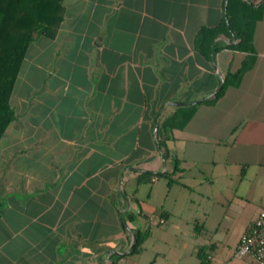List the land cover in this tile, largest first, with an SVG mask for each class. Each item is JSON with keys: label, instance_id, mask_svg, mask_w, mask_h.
Masks as SVG:
<instances>
[{"label": "crops", "instance_id": "crops-1", "mask_svg": "<svg viewBox=\"0 0 264 264\" xmlns=\"http://www.w3.org/2000/svg\"><path fill=\"white\" fill-rule=\"evenodd\" d=\"M227 1L62 0L9 98L0 264H255L234 250L264 204V9L240 49Z\"/></svg>", "mask_w": 264, "mask_h": 264}, {"label": "trees", "instance_id": "trees-1", "mask_svg": "<svg viewBox=\"0 0 264 264\" xmlns=\"http://www.w3.org/2000/svg\"><path fill=\"white\" fill-rule=\"evenodd\" d=\"M263 9L264 0L253 9L255 16L247 19L240 17L239 21H235L230 15L231 5L228 0L226 17L215 33L220 30L232 33L237 40L233 47L252 49L253 22L258 17L257 12ZM62 10V0H0V139L14 119L9 98L28 46L36 36L52 37L55 34L62 19ZM200 34L201 31L197 36V42ZM250 65L251 59L245 60L235 72L226 74L213 98L218 97L227 85H237L243 71ZM147 233L134 232L132 251L138 249Z\"/></svg>", "mask_w": 264, "mask_h": 264}, {"label": "built area", "instance_id": "built-area-1", "mask_svg": "<svg viewBox=\"0 0 264 264\" xmlns=\"http://www.w3.org/2000/svg\"><path fill=\"white\" fill-rule=\"evenodd\" d=\"M155 180V176L151 178ZM234 254H249L256 264H264V204L257 216L250 222L248 229L240 236Z\"/></svg>", "mask_w": 264, "mask_h": 264}, {"label": "rangeland", "instance_id": "rangeland-1", "mask_svg": "<svg viewBox=\"0 0 264 264\" xmlns=\"http://www.w3.org/2000/svg\"><path fill=\"white\" fill-rule=\"evenodd\" d=\"M196 171H197L196 168L192 169V170H191V173H190V175H189V177L192 176V175H196V176H198V174L196 173ZM190 179L193 180L192 177H191ZM191 180H190V181H191ZM188 181H189V180H188ZM188 181H187V182H188ZM190 181H189V183H191ZM193 181H194V180H193ZM193 181H192V184L195 183V182H193ZM196 186H197V185H196ZM190 197L193 198V199H195V198L197 199V198H198V193H196V192H192L191 195H190ZM205 205H206V208H207L208 210L212 209V216H213V207L211 206L210 202L207 201V202L205 203ZM231 241H232L231 239H227V238H225V239L222 240L221 244H222V246H226V245H227L228 243H230ZM254 262H255V260H254ZM255 264H256V263H255Z\"/></svg>", "mask_w": 264, "mask_h": 264}]
</instances>
